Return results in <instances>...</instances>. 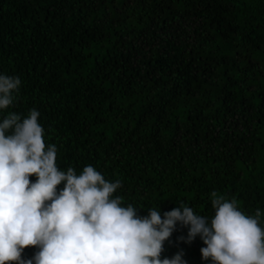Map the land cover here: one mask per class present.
Masks as SVG:
<instances>
[{"label": "trees", "instance_id": "16d2710c", "mask_svg": "<svg viewBox=\"0 0 264 264\" xmlns=\"http://www.w3.org/2000/svg\"><path fill=\"white\" fill-rule=\"evenodd\" d=\"M0 74L21 79L0 122L36 109L57 166L121 181L138 215L211 221L216 191L264 228V0H0ZM187 233L162 258L211 264Z\"/></svg>", "mask_w": 264, "mask_h": 264}, {"label": "clouds", "instance_id": "9594fccd", "mask_svg": "<svg viewBox=\"0 0 264 264\" xmlns=\"http://www.w3.org/2000/svg\"><path fill=\"white\" fill-rule=\"evenodd\" d=\"M20 85L18 76L0 74V109L13 105ZM39 116L34 108L25 118L13 111L0 122V264H188L183 250L162 258L178 222L188 228L179 239L190 244L200 236L202 259L211 264H264L260 209L246 215L235 198L213 191L211 221L183 201L163 218L160 208L140 216L114 196L121 181L92 165L80 174L61 170ZM30 246L38 250L25 258Z\"/></svg>", "mask_w": 264, "mask_h": 264}]
</instances>
